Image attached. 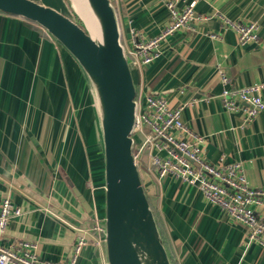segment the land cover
<instances>
[{
  "label": "crops",
  "instance_id": "crops-1",
  "mask_svg": "<svg viewBox=\"0 0 264 264\" xmlns=\"http://www.w3.org/2000/svg\"><path fill=\"white\" fill-rule=\"evenodd\" d=\"M37 1L57 8L66 2ZM111 2L128 50L134 48L133 30L149 38L170 22L163 0ZM226 18L258 22L259 41L241 44ZM131 68L138 105L149 92L165 95L171 106L185 104L183 119L205 136L201 148L208 159L242 162L250 184L264 187V110L245 123L243 112L228 110L222 96L223 76L230 87L264 82V0H199L189 25L163 40L160 56ZM144 168L174 264H264V247L248 241L247 227L230 220L198 187ZM4 196L23 213L0 241H33L41 260L67 261L81 229L104 217L105 160L86 74L51 34L0 11V202ZM258 213L264 220V206ZM88 240L78 264H109L105 242L96 245L89 234Z\"/></svg>",
  "mask_w": 264,
  "mask_h": 264
},
{
  "label": "built area",
  "instance_id": "built-area-1",
  "mask_svg": "<svg viewBox=\"0 0 264 264\" xmlns=\"http://www.w3.org/2000/svg\"><path fill=\"white\" fill-rule=\"evenodd\" d=\"M171 13L170 22L155 36L147 37L133 30V49H126L130 65L147 66L161 54L163 40L189 25L195 15L199 0H190L183 7L179 0H163ZM227 19V18H226ZM236 30L241 44L260 39L256 21L228 20ZM46 31V30H45ZM47 32V31H46ZM222 91L225 106L230 111L243 112L244 122L249 123L264 110V82L241 87H230L229 79L223 76ZM185 104L171 107L169 99L159 93L149 92L144 106L138 105L133 130L134 156L143 160L148 156L144 171L154 172L159 178L173 175L195 185L208 200L218 204L226 216L247 227L248 241L258 242L264 247V220L258 209L264 206V187L250 184L242 162L222 158L211 162L201 144L205 136L193 130L183 119ZM23 213L11 197L4 196L0 202V240L6 236L10 222ZM92 225L85 226L77 234L71 257L65 262L41 260L36 254L37 243L25 239L9 244L0 241V264H78L79 256L89 242L88 234L96 245L105 239L104 217H94Z\"/></svg>",
  "mask_w": 264,
  "mask_h": 264
},
{
  "label": "water",
  "instance_id": "water-1",
  "mask_svg": "<svg viewBox=\"0 0 264 264\" xmlns=\"http://www.w3.org/2000/svg\"><path fill=\"white\" fill-rule=\"evenodd\" d=\"M37 0H0V11L37 23L78 61L98 112L105 160V247L109 264H174L134 156L137 86L111 0H87L101 37ZM88 212L92 207L76 188Z\"/></svg>",
  "mask_w": 264,
  "mask_h": 264
},
{
  "label": "bare ground",
  "instance_id": "bare-ground-1",
  "mask_svg": "<svg viewBox=\"0 0 264 264\" xmlns=\"http://www.w3.org/2000/svg\"><path fill=\"white\" fill-rule=\"evenodd\" d=\"M73 3L76 7L77 12L82 16L86 21L88 28L91 31V34L94 37H101L100 29L98 23L91 12V8L87 0H73Z\"/></svg>",
  "mask_w": 264,
  "mask_h": 264
},
{
  "label": "trees",
  "instance_id": "trees-1",
  "mask_svg": "<svg viewBox=\"0 0 264 264\" xmlns=\"http://www.w3.org/2000/svg\"><path fill=\"white\" fill-rule=\"evenodd\" d=\"M75 20H77L79 23H82L81 19L78 17V16H75L73 17ZM31 22V21H30ZM32 24H34L35 26H37L40 31H42L43 34L47 33L41 26H39L37 23H34L32 22ZM145 155L143 154V159L145 158L144 157ZM138 166L140 169H143L144 168V165H143V161H138ZM148 198H149V201H150V204L155 212V215L157 217V220L158 222L160 223L161 227H162V230H163V226H162V222H161V215H160V210H159V201H158V198L155 197L154 195L152 194H149L148 193ZM104 215H105V206H104ZM163 234H164V230H163ZM164 236V235H163ZM164 239H165V242L167 244V241H166V237L164 236ZM175 264H178V262L176 260H174Z\"/></svg>",
  "mask_w": 264,
  "mask_h": 264
},
{
  "label": "rangeland",
  "instance_id": "rangeland-1",
  "mask_svg": "<svg viewBox=\"0 0 264 264\" xmlns=\"http://www.w3.org/2000/svg\"><path fill=\"white\" fill-rule=\"evenodd\" d=\"M65 6H61V8H59L60 10H62L63 12H65L66 14L72 16V17H75L77 16V14L75 13V10L71 4V1L70 0H65ZM172 108L176 107V106H171Z\"/></svg>",
  "mask_w": 264,
  "mask_h": 264
}]
</instances>
